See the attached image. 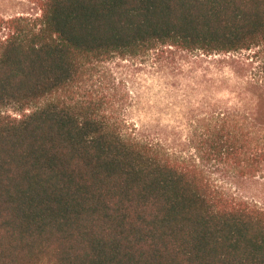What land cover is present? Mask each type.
I'll return each instance as SVG.
<instances>
[{
  "label": "trees",
  "instance_id": "1",
  "mask_svg": "<svg viewBox=\"0 0 264 264\" xmlns=\"http://www.w3.org/2000/svg\"><path fill=\"white\" fill-rule=\"evenodd\" d=\"M31 1L0 16V264H264V207L229 186L264 179V0ZM169 52L223 94L190 152L111 68Z\"/></svg>",
  "mask_w": 264,
  "mask_h": 264
},
{
  "label": "rangeland",
  "instance_id": "2",
  "mask_svg": "<svg viewBox=\"0 0 264 264\" xmlns=\"http://www.w3.org/2000/svg\"><path fill=\"white\" fill-rule=\"evenodd\" d=\"M40 14L39 5L31 0H0L1 17ZM153 62L134 67L128 62H118L117 67L111 66L118 77L125 79L131 96L126 117L144 129L146 135L164 141L173 150L190 152L191 132L210 111L209 106L223 94L187 82V65L180 54L165 53ZM230 180L233 192L264 207L263 178L231 176Z\"/></svg>",
  "mask_w": 264,
  "mask_h": 264
}]
</instances>
